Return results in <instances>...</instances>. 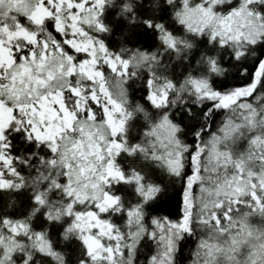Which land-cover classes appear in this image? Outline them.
Segmentation results:
<instances>
[{
  "label": "trees",
  "instance_id": "trees-1",
  "mask_svg": "<svg viewBox=\"0 0 264 264\" xmlns=\"http://www.w3.org/2000/svg\"><path fill=\"white\" fill-rule=\"evenodd\" d=\"M181 1L172 0L169 4L168 0H105L103 15H99L100 10L97 8L78 18L77 25L90 42L100 47V42L103 41L107 46V53L101 50L104 58L110 56L115 61L116 56L119 55L121 59L129 62V76L124 77L110 70L104 71L107 67L106 63L98 61L96 68L99 72V84L92 77H87L75 70L88 61L89 56L86 52L73 47L71 44L73 32L65 23L59 24L52 14L43 17L41 21L33 19V14L38 7L45 6L48 9L47 0L43 2L22 0L21 8L13 13L19 15L20 27L11 18L0 16V20L8 25L7 31L0 27V40L9 49L12 57L10 66L0 71V74L7 72V78L0 80V84L6 85L0 88V99L5 101L2 105L10 109L12 117H15L10 124L12 128H27L33 134L34 141L42 142L40 147L33 148L30 152L25 150L27 144L23 141L15 143L9 149H0V155L12 159L8 168L5 167L4 162H0V172L3 173V176H0V182H11L10 188L0 190V237L14 236L21 245L12 254V264H24L26 255H28V264H78L79 258L87 259L85 249L73 228V218L74 213L89 210V195L93 193L89 188L80 189L81 181H78L77 177V164L81 163L82 158L79 160L78 156H75L78 150L75 144L82 143L90 135L103 152L108 145L123 144L125 140L128 142L125 148H129L132 144H139L140 147L135 154L129 155L128 151L119 150L120 155H115L111 159L113 166L123 172L126 179L131 177L130 182H98L99 187L94 192L99 199L103 193L120 197L117 207L102 214L101 218L107 220L114 227V231L123 237L121 239L123 243L126 242L130 246L141 237H146L148 231L156 232L157 241L150 244L151 252L157 254L158 259L161 232L157 226L167 224L163 220L165 213L175 223L177 206L181 199L185 201L184 204H180L181 210L185 207L190 209L193 203V190L189 184L185 191L181 192L182 184L187 182L182 177L170 174L181 172V163L185 168L188 167L189 159L185 155L187 147L178 136L177 127L162 116L158 119L157 110L151 102L146 100L147 79L150 73V78L154 81L152 92L159 93L161 89L165 90L168 108L171 111L176 109L183 111L187 107H192L199 113L200 108L197 107L199 104L218 102L221 105L218 110L221 114L210 115L206 121L207 124L212 125V129L205 137V143L201 145L203 160L200 159L201 153H198L196 157L197 163L203 169L191 182L198 185L195 195L196 204H198L196 198L201 186L209 190L221 186L237 174L235 166L238 163L242 168L247 162L246 169L250 166L256 170L264 165V127L258 123L264 118L261 116L262 111L256 108L259 101L264 104V99L254 101L256 94L264 95V90L260 88V85L264 83V64L252 66L255 56L250 43H245V47L241 50L247 55L243 56L239 62L228 63L231 54L236 50L228 45L220 47L218 41L205 43L210 37L207 33L195 32L185 26L179 20ZM52 3L56 4L57 0H52ZM262 5L264 1L255 3L253 11L257 14L264 31V13L260 11ZM6 8L7 5H5ZM146 17L150 18L154 25L157 23L163 25L158 33L145 31L143 20ZM99 22H102L108 31L101 32L97 28ZM50 25L53 27H49ZM54 29H60L61 34L55 33ZM166 31L173 34L174 49L168 48L164 43V39H167ZM54 36L57 39H53ZM261 40H264V33L256 41ZM21 56L24 57L23 60L19 59ZM42 56H46L51 61L49 67L58 66L60 69L47 85L40 82L44 72L35 74L39 80L37 84L32 86L34 83L31 82L27 85L22 79V71L32 66L34 61H38ZM69 56L72 59H69ZM158 56L165 59L163 67L157 66L155 62ZM213 60L216 61V70H213ZM240 65H247L253 75H238ZM71 68L72 72H68ZM101 72L103 75L100 74ZM133 72L135 76H131ZM213 81L216 83L213 84ZM223 83L228 84L229 87L221 88ZM199 87H204L213 93L220 92V95L233 93L234 96L226 101L198 100L195 93ZM248 87L255 89V96L249 97L248 94L240 97L238 91ZM100 90L120 107L125 119L123 130L115 137H112L104 126L105 117L102 107L104 100L100 96L102 92ZM51 96L59 97L62 106L73 116L70 127L63 129L54 142L38 137L31 130L33 123L31 110L37 109L42 99H48ZM160 105L163 107L164 102ZM248 110L258 113V116L250 117L249 123L255 121L250 125L253 131L240 129L231 141L221 145L220 148L228 154L233 165H223L213 171L206 170L205 158L209 152L211 139L219 133L218 129L236 126ZM163 124L168 125L173 133L175 151L179 156L177 170L168 169L156 154L159 153L157 152L159 149L155 144V134L159 132ZM253 136L258 143L255 146H251L249 142ZM21 143H24V147H21ZM52 143L56 147L54 154L48 147L49 145L53 147ZM16 156L20 159L16 160ZM41 157L44 158L43 162ZM242 159L246 162L243 163ZM53 160L55 163H50ZM106 160H109L108 156L104 159ZM11 167L16 168L19 176L15 173L10 174ZM137 173L143 176L142 181L137 182ZM158 181L170 185L169 191L172 195L171 199L161 206L156 217L157 223L153 225L151 223L153 217L145 215L147 210L143 206V198L145 194L152 195L149 189L152 187L154 190ZM17 184L21 185L20 189L16 188ZM56 184L60 187L57 188ZM255 189L258 195L264 197V191ZM128 190L137 199L134 208L125 205L127 200L133 198L127 193ZM69 192L71 195H68ZM36 195L41 196L43 204L34 202ZM230 199L232 198L226 196L219 198L220 201L225 202V207ZM239 199L250 200L251 197L242 195ZM69 205L72 207L69 208ZM232 207L235 209L237 205L233 203ZM240 207V213L235 211L232 213L234 220L231 223L225 222V229H230L228 236L220 234L219 229L215 227L211 229L210 236L208 232L201 233L197 230V234L183 248V264H192L189 257L195 244L200 240H203L205 245V248L199 250L200 254L202 256L207 254L213 259H219L228 253L233 237L238 241L237 249L244 244L257 246L262 243L264 245V238L257 239L254 235L255 231H252L254 228H264V214L258 211L250 213L243 205ZM217 211L221 210L217 209ZM129 212L133 214L129 216ZM45 214L51 218V223L45 218ZM243 221H245L244 224H242ZM15 232L17 234H13ZM246 234L247 240L242 241V237ZM131 247H135L134 264H147L146 256L149 254L147 249L142 250L136 245ZM25 251L28 254L25 255ZM16 257L21 258L22 261L16 263ZM122 259L124 261L122 264H128L129 254L125 253ZM2 260L0 253V264H4ZM176 264H181V261L177 259Z\"/></svg>",
  "mask_w": 264,
  "mask_h": 264
},
{
  "label": "rangeland",
  "instance_id": "rangeland-1",
  "mask_svg": "<svg viewBox=\"0 0 264 264\" xmlns=\"http://www.w3.org/2000/svg\"><path fill=\"white\" fill-rule=\"evenodd\" d=\"M261 1L264 0H251V3H247V0H182L179 20L195 32H205L209 36L216 34L217 41L223 38L226 41V45L236 51H241L245 47V43L258 40L264 33L261 22L257 14L253 11L254 4ZM47 3L49 4L48 9L45 8V6L38 7L33 14V19L41 21L43 17L52 14L59 24L65 23L73 32V39L71 40L73 47L76 50L86 52L89 56L88 61L78 66L75 70L87 77H92L97 81V84H99V72L97 71L96 64L98 61L105 63V58L103 57L100 47L90 42L85 37L86 34H84L77 25L80 16L86 12L91 13L98 8L93 7L95 0H87V3H85L84 0H57L56 4L49 3V0H47ZM77 5L80 7H77ZM233 7H235V10H233ZM11 60L12 57L9 49L0 40V71L10 66ZM164 60V57L158 56L155 62L157 66L163 67ZM50 63L51 61H49L46 56H42L38 61H34L32 66L22 71V79L25 80L27 85L33 82L34 84L32 86H34L39 82L35 74L39 75L44 72V79L47 78L48 72L56 74V71L60 68H58V66L49 67ZM117 63L119 62L117 61ZM72 70L71 68L68 72H72ZM198 89L199 91L196 89L195 93L199 98L198 100L226 101L232 99L234 96L233 93L217 96L215 92H210L204 87H199ZM254 90V88L248 87L238 91V95L240 97L248 94L249 97L251 96L250 94L255 96L256 91ZM164 93H166V91L162 89L159 93H154L153 99L156 103L161 104L164 102L161 99ZM100 96L104 100L102 103L105 117L104 126L107 128L110 135L115 137L121 132L117 133L116 130L121 128L122 122L124 124L125 119L120 107L115 102H112L104 91L100 93ZM263 96L264 95H258V98L255 97L256 99L254 101L264 99ZM262 105L264 104H261L259 101V105H257L256 108L258 111H262L261 116L264 118V106ZM31 112L33 120L31 130L33 133L51 142H54L56 136L63 129L70 127L73 117L71 113L62 106L59 97L53 96L48 99H42V103L37 109L31 110ZM252 116H258V113L254 111L249 112L248 110V113L243 114V119L236 124V126L233 125V127L220 130L219 133L211 139L209 142V152L207 153V158H205L207 162L206 170L213 171L221 168L223 165H233L230 162L228 154L220 149L221 145H225V143L231 141L240 129H246L252 132L253 127H250V125L255 122L249 123L251 120L250 117ZM12 121V111L0 104V131L4 130V126L11 124ZM258 123L264 127V119L260 120ZM249 142L251 146L258 144L255 136H253ZM52 144L56 149L54 143ZM155 144L158 145L159 149V151L157 150L159 153L156 154L159 156V159H161L163 165L168 169L177 170L179 156L177 155V151H175L173 133L170 131L168 125H161L159 132L155 134ZM75 148H78L75 156H78L77 158H79V160L82 158L81 163L77 164V177L78 181H81L80 189L86 190L89 188L92 189L93 193L89 195V210L79 213V219H77V213H74L73 228L78 234L83 247L84 243L81 238L85 237L88 240L89 247L92 248L94 254H97L98 257L114 258L115 264H122L124 261L119 255V252L123 251L124 254H129V248L132 245H136V242L130 246L126 242L123 243V240H121L120 236L114 231V227H112L107 220L101 218L102 214L117 207L118 203H113V197L115 196L103 193L99 199L98 195L95 194L96 192H94V190L97 191L99 187L98 182H120L114 178V173L118 170L113 166L111 161L120 149L117 148V144L113 143L108 145L103 152L92 135L87 136L82 143L75 144ZM72 155L74 156V152H72ZM107 156L109 160L104 161ZM245 162L244 160L243 163ZM246 165H248L247 162ZM246 165H243L242 168L241 166L240 168L235 166L238 171L237 174L215 189L209 190L201 186L196 198L197 205L207 206L209 210H211L212 205L218 202L219 198L222 196L235 200L242 195H249L253 191V187L261 190V182L264 181V165L257 170L250 166L246 169ZM254 179L256 181H254ZM127 193L132 195L133 198L127 200L125 205L134 208L137 204V199L130 190H128ZM97 205H99V207H97ZM100 208L107 209V211L101 212ZM244 223L245 221L242 222V224ZM76 225H78V227H76ZM157 227L161 232V236L165 237V240L160 241L159 252L162 253L167 242L175 238V230L171 229L168 223ZM252 231H255L254 235L257 239L264 238V228H254ZM13 234L17 233L15 232ZM245 240H247V234L242 237V241ZM20 246L21 245L14 236L8 235L7 238L0 237V253L4 264H12V254L14 250L18 249ZM109 247L112 249L111 257L109 253L105 251V249ZM257 247L260 251H264V245L262 243L257 245ZM84 249L87 253L88 249L85 247ZM26 254H28L27 251H25V255ZM25 258L27 260L28 255H26ZM21 261V258L16 257V263H20ZM89 261V264H93L91 260ZM95 264H108V260L98 258ZM157 264H166L164 257L160 254L157 259Z\"/></svg>",
  "mask_w": 264,
  "mask_h": 264
},
{
  "label": "snow or ice",
  "instance_id": "snow-or-ice-1",
  "mask_svg": "<svg viewBox=\"0 0 264 264\" xmlns=\"http://www.w3.org/2000/svg\"><path fill=\"white\" fill-rule=\"evenodd\" d=\"M43 2V0H41ZM85 3H87V0H84ZM49 3H52V0H49ZM105 0H95V3L93 4V7L99 8V15H103V6H104ZM168 3L171 4L172 0H168ZM247 3H251V0H247ZM5 5H7V8L5 9ZM22 6V0H0V16H3L5 18H11L12 20L16 21L17 26L20 27V17L19 15H14L13 13H16ZM77 7H80L77 5ZM233 10H235V7H233ZM261 13H264V5L261 6L260 9ZM134 22V21H133ZM143 26L145 31H151L153 33H158L160 29L163 27V25L157 23L153 24V21L150 18H145L143 20ZM0 27H2L5 31L8 30V25L6 22L0 20ZM49 27H53L50 25ZM97 28L101 32L108 31V28L102 23H97ZM55 33L61 34L60 29H54ZM202 31V30H201ZM165 36L167 39H164V43L168 48L174 49L175 43L173 34L170 31L165 32ZM53 39H57L56 36L53 37ZM59 41L57 40V43ZM67 43V41H65ZM205 43H217V36L216 34L211 35ZM252 45L253 49V55L255 56V60L253 61V67H255L258 64H264V40L261 41H250L249 42ZM218 45L220 47L226 46V41L221 38L218 41ZM100 48L105 53L108 52L107 46L104 44L103 41L100 42ZM124 49H122L123 51ZM34 56V52L32 53ZM247 55L244 51H234L231 54V57L228 61V63H233V61L239 62L243 56ZM19 59L23 60L24 57L21 56ZM69 59H72L71 56H69ZM119 61V63H117ZM81 62H83V58H81ZM105 63L106 68L104 71L110 70L111 72L115 73L119 76L128 77L129 76V62L127 60L121 59L119 55L116 56L115 61L111 59L110 56H105ZM213 70L215 69L216 61H212ZM224 71H227V69H224ZM103 75V72L100 73ZM240 76L253 75L251 69L247 65H240V69L237 73ZM71 75V73H69ZM135 72L131 73V76H135ZM151 73L149 74V78L147 79V92L145 93V98L148 102H151L154 108L157 110V118L159 119L161 116L165 119H167L170 123H173L174 126L177 127V133L178 136L182 138V141L186 143L187 151L185 155L189 159V165L188 167H184L183 163H181V172H175L170 173L173 175H176L177 177H182L183 180H185L187 183L182 184L181 192L185 191V188L187 186L192 187L193 190V203L190 207H185L183 210H181L180 204H184L185 201L181 199L180 204L177 206V212H176V221L175 223L172 222V218L165 213L163 220L167 222L170 225L171 229L175 230V238L173 240H169L167 244L164 247V251L162 253H159L164 257V260L166 264H176L177 259L181 261V264H183V248L184 246L191 241V238L197 234V230H199L201 233L208 232L209 236L211 235V229L213 227L218 228L220 234L224 236H228L230 229L226 230L224 225L225 222L231 223L234 220V217L232 213L235 211L236 213L241 212V205L245 209H247L250 213H256L257 211L261 214H264V197H261L258 195L255 191V188L253 187V191L249 194L251 199L250 200H241L239 198L232 200L230 199L227 202V206L225 207L224 201H218L215 204L212 205V209L209 210L207 206L200 205L198 206L195 202V195H196V189L198 187L197 184L191 183L193 181V178L197 175L199 171H202L203 169L200 168L199 164L197 163L196 157L198 153H201L200 159L203 160L202 155V149L201 145L205 143V137L209 135L212 129L211 124H207L206 121L208 117L211 116H217L220 115L219 108L221 105H219L218 102H212L209 104H199L197 107L200 108L199 113L195 112L192 107H187L183 111H180L179 109H176L175 111H171L168 108L167 104V93H164L161 96V99L164 101L163 107L159 103H156V101L153 99L154 93L152 92V85L154 81L150 78ZM7 78V72L0 74V80H5ZM54 74L52 72L47 73V78H43V74L41 76L40 82L42 84L47 85L48 81L53 80ZM127 83V81H125ZM216 82L213 81V84ZM6 85L0 84V88L5 87ZM171 86V84H170ZM69 87H71V82H69ZM228 84L223 83L221 84V88H228ZM260 88L264 90V83L260 85ZM199 91V89H197ZM216 95L219 96L220 92H216ZM252 95V94H250ZM256 98H258V94H256ZM5 101L3 99H0V104H4ZM173 108H175V104H173ZM130 115V114H129ZM15 119V117H13ZM203 121V122H202ZM123 130V122L121 125V128L117 129V133ZM222 130V129H218ZM23 141L27 144L26 151H31L33 148L40 147L42 142L40 141H34L33 140V134L29 132L27 128H20L15 127L12 128L10 124L4 126V130L0 131V149H9L11 148L15 143H19ZM24 143H21V147H24ZM127 140L124 141L123 144L117 143V148L120 150H126L128 151L129 155L135 154L137 148H139V144H132L129 148H125V145L127 144ZM49 150L54 154L56 152V149L54 147L48 146ZM117 156L120 155V151H117ZM16 160H19L20 157L16 156ZM43 157H41V162H43ZM0 162L5 163V167L8 168L9 165L12 163V159L8 158L5 155H0ZM50 163L54 164L55 161H50ZM237 168H240L239 163L236 165ZM15 173L17 176H19V173L17 172L15 167L10 168V174ZM0 176H3V173L0 172ZM114 178L117 179L120 182H130L131 177L128 179L125 178L124 173L120 171H116L114 173ZM136 180L137 182L143 180V176H141L139 173L136 174ZM262 187L261 191H264V181L261 182ZM11 187V182L3 181L0 182V190H4ZM56 187L59 188L60 185L56 184ZM142 187V185H141ZM17 189L21 188L20 184L16 185ZM170 185L165 184L163 181H158L157 184L154 186V190L152 187H150L149 191L152 192L151 196H148L145 194L143 198V206L146 208V216H151L153 219L151 220V223L153 225H156L157 219L156 217L159 214V210L162 205L166 204L170 199L172 193L169 191ZM137 192H140V188H137ZM68 195H71L69 192ZM179 195V194H178ZM120 200V197H113V203H118ZM34 202L43 204L44 201L41 199L40 195H36L34 197ZM235 203L237 207L234 209L232 207V204ZM72 205H69V208H71ZM99 207V205H97ZM217 209H220L221 211H217ZM101 212L107 211V209L100 208ZM70 214V213H69ZM133 213L129 212L128 215L131 216ZM45 218L48 219V222L51 223V218L47 217V214H45ZM80 218V214L77 213V219ZM78 227V225H76ZM115 238V237H113ZM123 239V237H120ZM84 243V247L88 249L87 253L85 254L87 259L85 258H79L78 264H88V261L91 260L93 264H95V261L99 259L108 260V264H115L114 258L109 259L108 257L100 256L98 257L97 254H94L91 247H89L88 240L85 237L81 238ZM161 241L165 240L164 236H161L159 238ZM143 241V243H141ZM157 241V235L156 232L148 231L146 233V237H141L140 240L136 242V246L140 247L142 250L147 249L148 255L146 256V262L147 264H157V254H153L151 252V244L155 243ZM238 244V241L233 237L231 239V247L228 250V253H226L223 257L219 259H213V257L205 254H200V249L205 248L203 240L198 241L195 244L193 252L190 254L189 259L191 260L192 264H264V252L257 251L256 245H241L239 249H237L236 245ZM106 252L109 253V256H112V249L106 248ZM237 251L239 255L237 256ZM119 255L123 257L124 253L123 251L119 252ZM129 262L128 264H134V261L136 259L135 254V247L129 248ZM24 264H28L27 260L24 262Z\"/></svg>",
  "mask_w": 264,
  "mask_h": 264
}]
</instances>
